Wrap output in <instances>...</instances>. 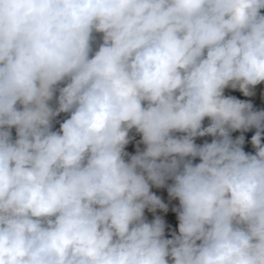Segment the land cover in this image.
Listing matches in <instances>:
<instances>
[{
	"label": "clouds",
	"instance_id": "1",
	"mask_svg": "<svg viewBox=\"0 0 264 264\" xmlns=\"http://www.w3.org/2000/svg\"><path fill=\"white\" fill-rule=\"evenodd\" d=\"M262 10L0 0V264H264V111L224 94L264 82Z\"/></svg>",
	"mask_w": 264,
	"mask_h": 264
},
{
	"label": "rangeland",
	"instance_id": "2",
	"mask_svg": "<svg viewBox=\"0 0 264 264\" xmlns=\"http://www.w3.org/2000/svg\"><path fill=\"white\" fill-rule=\"evenodd\" d=\"M262 14H264V10H262ZM97 36V41H99L100 39V34H96ZM95 47V45H94ZM234 90L235 89H231V88H226L224 91V94L226 96H234ZM254 95L252 96H244L242 101H248L251 102L253 105L254 110H258V111H264V82H262L261 84L257 85L254 89H253ZM67 118V114H60L58 117H56L55 121H54V125H58L61 122H63V120ZM256 129L255 128H251L248 131H234L231 133L233 139H235L236 137L243 135L245 137V143L243 145V149L245 152L248 153H252L255 154V149L251 144V137L255 134ZM130 135L134 136V139L125 147V151H127L128 153L134 149V145H135V141L136 140H140V135H136L134 130L132 133H130ZM177 135H180V133H177ZM195 143L197 144H203L204 142H202L199 139L195 138ZM261 143H264V132H262V140ZM127 159V157H126ZM194 163H199V158H195L193 160Z\"/></svg>",
	"mask_w": 264,
	"mask_h": 264
},
{
	"label": "crops",
	"instance_id": "3",
	"mask_svg": "<svg viewBox=\"0 0 264 264\" xmlns=\"http://www.w3.org/2000/svg\"><path fill=\"white\" fill-rule=\"evenodd\" d=\"M136 134V133H135ZM139 135V134H136ZM197 139V138H196ZM137 141H135V145H134V149L132 150V152L130 151V154H135L136 152V148H137ZM139 147L141 149H143V145L140 144ZM167 183H171V181H168ZM151 191L153 193H155L157 196H159L161 198V200L163 201L164 199H167L170 202L168 211L165 212V214L163 216H161L164 221H165V237L168 239H171V233L172 232H176L178 234V220H177V214L176 212H174L172 209L176 208L179 206V201L176 199H170L168 196V192H167V187H163V188H156V187H151ZM145 217L148 221H151L152 219H154L155 216L152 215H148L145 212Z\"/></svg>",
	"mask_w": 264,
	"mask_h": 264
},
{
	"label": "built area",
	"instance_id": "4",
	"mask_svg": "<svg viewBox=\"0 0 264 264\" xmlns=\"http://www.w3.org/2000/svg\"><path fill=\"white\" fill-rule=\"evenodd\" d=\"M234 94H235V97H236L237 99H240V100H242L243 97H244L243 93H242L241 91H239V89H235V90H234ZM208 124H209V121H208V119L206 118V119L204 120V122H203V126H204V127H207ZM196 138L199 139V140H201L202 142L207 141V142H209V143H210V142L212 141V139H213L212 136H207V135L204 136V137H196ZM193 163H194V162H193ZM163 202H164L165 204H167V205H168V208H169L170 202H169L167 199H164ZM145 212H146L148 215H152V216H156V215L163 216V215L165 214V212L162 211V210H160V209H157L155 213L150 212V211H148L147 209H145Z\"/></svg>",
	"mask_w": 264,
	"mask_h": 264
},
{
	"label": "trees",
	"instance_id": "5",
	"mask_svg": "<svg viewBox=\"0 0 264 264\" xmlns=\"http://www.w3.org/2000/svg\"><path fill=\"white\" fill-rule=\"evenodd\" d=\"M58 129H59V124L58 125H54V130H58ZM11 131H12L13 138H15V135H16L15 129L13 128Z\"/></svg>",
	"mask_w": 264,
	"mask_h": 264
}]
</instances>
